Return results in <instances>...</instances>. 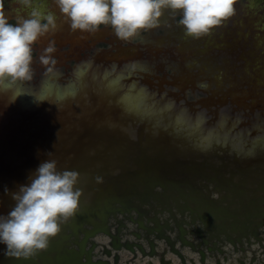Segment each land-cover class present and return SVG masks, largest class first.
<instances>
[{
    "label": "water",
    "instance_id": "1",
    "mask_svg": "<svg viewBox=\"0 0 264 264\" xmlns=\"http://www.w3.org/2000/svg\"><path fill=\"white\" fill-rule=\"evenodd\" d=\"M140 58L141 55H135L119 61V64ZM107 84L116 90L112 91L110 99L113 103L105 100L109 99L108 96L94 98L96 94L92 92V95L82 97L83 87L75 97L59 104L52 97L48 103L40 105L25 103L21 97L14 102L15 97L11 92H0V214H7L14 206L11 192L27 184L30 175L47 159H55L61 170L78 171L79 187L82 189L80 210L75 217L62 224L61 232L51 239L46 250H39L29 259H17L5 256V245L0 244V264H120L123 250L134 255L128 264H134L138 252L144 257L161 256L164 264L156 240L148 239L147 245L154 253L147 254L145 241L140 237L135 245L130 240L125 241L126 235H122L120 230L116 234L113 230L114 221H123L130 215L127 225H136V213L148 211L147 208L156 202L171 207L175 202L161 200L162 193L158 190L162 188L167 191V185L157 181L167 182L178 166L190 162L192 155L203 158L204 165H212V171L217 173L213 180L227 182L229 187L236 184L233 182L241 177L240 173L246 175L244 180H249L252 172L246 167L238 169L239 172L230 171L232 165L263 163V159H250L248 152L241 149H222L223 145L215 144L213 140L203 143L201 138H204V133L198 137L202 150L180 152L172 137L161 131L167 123L171 125V121L164 118L168 114H160L158 109L147 111L144 103L141 104L140 114L127 112L119 101L129 97L130 92H125L119 84ZM102 89L107 90L108 87ZM229 104L241 107L230 99L203 101V107L216 116L223 106ZM255 105L251 106L252 112ZM153 126L162 128L155 132ZM124 127L128 132L124 131ZM218 145L224 157L218 156L223 165L217 170L218 164L211 163L218 155V151H214ZM261 153L256 152L255 156H263ZM204 171L210 173V169ZM97 177H101V181H97ZM244 183L249 188L250 182ZM203 188L206 199L190 202L203 212L202 217H193V224L198 225L200 221L203 230L218 233L220 241L222 237H227L236 249L245 243L264 246V202L252 199L257 197L255 190L253 193L244 191L235 194L234 188H225L230 194H224L226 198L223 201V197L222 200L215 197V194H223L218 187L212 189L210 184L203 183ZM127 225H124L125 228ZM101 235L109 240L100 242L97 238ZM158 239L170 243L169 237ZM175 245L173 243L172 246ZM173 253L179 256L183 264H187L184 253L177 245ZM201 255L202 264H207V253L203 250ZM217 264H221V261L218 260Z\"/></svg>",
    "mask_w": 264,
    "mask_h": 264
},
{
    "label": "rangeland",
    "instance_id": "2",
    "mask_svg": "<svg viewBox=\"0 0 264 264\" xmlns=\"http://www.w3.org/2000/svg\"><path fill=\"white\" fill-rule=\"evenodd\" d=\"M0 3H2L3 10L12 23L18 22V17H28L34 8L42 13L50 11L56 15V30H54V32L50 31L41 37L34 45V50L39 51L40 57L49 43L54 41L56 51L52 55L57 59V71L63 73V69L60 67L63 65L61 61L63 59L67 61L70 59L72 61L78 54L76 51L72 50L70 52L71 57L64 58L65 52L63 49L77 40L81 30L74 31L70 26V22L64 20L65 18L63 14L60 13L55 0H31L29 4L23 3L22 0H0ZM235 7L236 12L232 17L223 22L222 25L198 38L189 36L185 33L184 26L179 22L182 15L180 12L165 8L160 18V25L148 30H152L157 34L166 33L163 37H159L155 40L156 46L149 45L148 48L155 52L160 49L157 45L169 41L170 44H173V52L180 67L182 82L189 84L194 83L196 79L202 75L203 87L208 86L211 88L214 98L218 100L230 99L241 105V107H239L235 104L234 106L236 108L234 107V109L231 104L223 106L219 110V115L216 119H213L211 116L213 114L205 107L198 113H193L188 106H182L174 112L170 111V115L164 118L168 121H173L174 116L179 119L184 116H192L194 117V123L203 121V128L206 131L204 133V138L207 137L204 139L201 135L203 143L206 144L210 140H213V138L215 139L217 137L220 139L222 137V139H224V144L226 140L229 139L234 142L232 144L240 148L245 145L255 146L261 143L264 145V0H236ZM101 27V29L95 32L84 31V33L79 36L80 41H83L80 42L78 39V42H75V44L78 43V45L81 46V44H85L84 41L90 40L98 41L96 43L97 45L111 42L112 40L118 44L125 41L116 36L110 25ZM148 30H142L136 37L132 38V41H141L144 32ZM135 55H137V47L135 45H118L114 53H111L108 57L110 60L122 61ZM88 62L86 58H80L76 66L81 70H85L88 66ZM109 63L112 66L116 65L113 61ZM102 64L103 61L97 62L96 66ZM107 70L109 69L105 67L102 72ZM128 77L129 75L122 70L114 79L121 81V79L124 80V78ZM124 81L128 82L129 88L133 87L134 81ZM67 84L65 82L59 83L61 87H66L68 86ZM23 87L25 88V85H23ZM117 87H119V85ZM139 88L146 93L140 91L136 94H130V96L142 98V103L147 102L144 104V109L147 111L153 112L157 110L159 106L160 111L162 110L159 113L165 114L168 112L163 111V106L168 107L171 105V107H173L179 104V102L176 103V100L172 96L166 95V89H163L160 94L158 89L153 90L145 83H139ZM112 91L116 92V90L110 87L103 78L92 75L88 87H85L82 91V97H88L93 93V95L96 94L94 98L99 99L98 97L100 96H108L109 99L107 98L105 100L109 103H113L112 100H110L113 96ZM147 93L154 97V101L152 99L144 100ZM196 94H199V92ZM257 101L258 104H256ZM181 103L184 102L181 101ZM253 105H255V108L252 112L251 106ZM153 128L156 132L162 127L157 129V127L153 126ZM161 131L172 137V141L178 145L179 151L182 153L203 149L200 148V144L198 143V136H200L198 131L200 130L197 128H192V131L188 134H180L176 131L175 122H172L171 125L167 123V126L162 128ZM215 196H217V194ZM199 224H201L200 221ZM129 226L131 229H138V224L129 223ZM195 239L199 240V237L196 236ZM98 240L100 242H107L109 238L105 235H101L98 237ZM156 241L159 243V250L164 251V249L168 247L166 240L160 241V239H157ZM144 244L148 248L147 242H144ZM178 246L181 248L180 244H178ZM224 246L227 251L232 253V257L231 255L228 256L227 261H225L224 255L217 251L216 253L208 254L207 264H217L218 257L221 259L222 264H231V260H233L235 264H242L238 262V259L242 256L243 252L241 250L236 251L231 243H226ZM204 249L208 252V247ZM253 249L258 258L255 264H263L264 254L261 253L262 250L260 245H253ZM182 251L186 257L187 264H202L201 256L198 252L188 247H185ZM138 254V258L134 264H163L161 262V256L150 257L147 255L144 257L140 252H138ZM247 255V259L251 261L253 252L248 249ZM133 256L134 255L130 251L123 250L121 252L120 264H128V261H130ZM168 259H170V263L165 261L164 264H183L179 256L170 249L165 255V260ZM250 261H247V264Z\"/></svg>",
    "mask_w": 264,
    "mask_h": 264
},
{
    "label": "clouds",
    "instance_id": "3",
    "mask_svg": "<svg viewBox=\"0 0 264 264\" xmlns=\"http://www.w3.org/2000/svg\"><path fill=\"white\" fill-rule=\"evenodd\" d=\"M22 2L29 4L31 0ZM55 3L74 31L95 32L110 25L116 36L125 41L142 30L158 27L165 8L180 12L179 22L185 33L196 38L222 25L236 12V0H55ZM56 28L54 13H42L35 8L28 17H18V22L12 23L0 3V92H11L14 102L25 95H30L36 105L50 100L53 93L49 81L57 75V59L52 55L56 51L54 41L39 57L48 80L34 94L27 93L23 85L34 78V45ZM64 95L56 94V100H62ZM101 179L97 177V181ZM79 182L78 171L61 170L55 159L42 161L29 182L11 192L14 206L7 214H0L4 255L29 259L39 250H46L51 239L61 232L62 224L80 210Z\"/></svg>",
    "mask_w": 264,
    "mask_h": 264
},
{
    "label": "flooded vegetation",
    "instance_id": "4",
    "mask_svg": "<svg viewBox=\"0 0 264 264\" xmlns=\"http://www.w3.org/2000/svg\"><path fill=\"white\" fill-rule=\"evenodd\" d=\"M151 31H145L141 41H132L131 39L128 41H122L120 42V44H118L117 42L112 40L111 42L100 43L97 45L96 43L98 41L90 40L87 42L84 41L85 44H81V46H79L78 43L75 44V42H78V40H75L74 43H70L67 48L63 49L65 52L64 58H70V52L72 50L76 51L78 54L72 61L70 59L68 61L64 59L61 61L63 65L60 67L63 69V73H59V71H57V75L51 81H49V87L52 89L53 93L51 97L55 99L57 104L61 103L62 101L70 100L72 97H75L76 93L79 92L82 87V89L88 87L93 75L99 78H103L107 83L110 82L121 85L120 87L124 88L125 92H130L129 94H136L137 92L142 91L139 88V83H145L153 90L158 89V92L160 94L163 89H166V95L172 96L176 100V103L179 102V104H177L178 106H163V111H167L168 113L166 114L168 115H170V111L174 112L175 110L180 109V107L182 106H188L189 109L193 111V113H198L203 108V101L207 103L209 101H212V99L218 100L213 97L211 88H209L208 86L203 87L204 83L202 75H200L194 83L189 84L182 82L183 80H181L180 76V67L173 52L172 43L170 44L169 41H166L161 45H157L160 49L155 52L148 48L149 45L156 46L155 40L159 37H163V35H165L166 33L164 32L162 34H157ZM83 33L84 31L81 30L80 34ZM118 45H135L137 47V55H141L142 58L136 61L128 62L126 64L123 63L122 65L119 64V61L117 62L116 60H110L108 56L111 53H114L116 48H118ZM89 46L92 47L89 49ZM33 57V67L35 70L34 78L32 81L27 82L24 88V90L29 94L38 93L44 82L48 80V78L44 76V66L39 62L38 59L39 51L34 50ZM80 58H86L89 61L88 66L85 70H81L76 66ZM101 61H103V64L96 66V63ZM109 61L115 62L116 65L112 66ZM105 67H107V69L109 70L102 72ZM56 68H58V66H56ZM77 69L80 70V74H77ZM122 70L127 75H129V77L124 78V80L134 81L135 87L129 88L127 84L128 82H125L122 79L121 81L114 79ZM61 82H65L66 84L68 83V86L61 87L59 85V83ZM142 92L146 93L145 91ZM197 92H199V94H196ZM65 93L66 95H64V98L62 100H56V94ZM148 95L149 94L147 93V96L146 98H144V100L152 99L154 101V97ZM21 99L25 103H33L30 95L22 96ZM181 101H183L184 103H181ZM234 107L235 106L232 105L233 109ZM158 110H160L159 106ZM209 112L212 113L211 111ZM212 114L213 115L211 116L213 117V119H216L217 116L214 113ZM170 121L171 123L175 122V124L178 125V128L176 130L180 134H188L192 131V128H197L198 130H200L198 131V133H200V136L206 132L203 128V121L194 123V117L192 116H184L180 119L174 116L173 121ZM127 130L126 127H124V131L128 132ZM146 133L149 132L146 131ZM156 136L159 137L158 135ZM213 143L223 145L222 149L227 150L229 147H234L233 149L235 150L241 149L244 152H248L247 154L250 155V159L255 161H257L258 159H263V163H260V165H257L259 163H254L250 166H244L240 164L232 165V170L230 168V171H238V169L246 167L249 171L251 169L252 172L249 180H244L246 175L240 173L239 176L241 177L236 180L237 182H233L236 184L230 185V187H232V190L234 188L235 194L244 191L247 193H253L252 191L255 190L254 195L257 194V197H254L252 199L264 202L261 200V198L264 199V155L261 157L255 156V153L259 151H262V153L264 154V145L261 143L260 145H245L238 148V146L232 144L234 142L232 140L230 141L229 139L227 140V143L224 144L222 142V137L220 139H218L217 137L215 139L213 138ZM219 145L215 146L216 148L212 147L215 148V152L218 151L217 157H214L215 161L211 163L213 165L214 162L218 164L217 170L223 165V162L219 161L218 156L224 157L223 152L218 150ZM189 159L190 162H188V164H182L178 166L176 172H172L171 175L169 173L170 177L167 182L159 180L157 181L158 183L162 182L167 185V191L162 188H159L158 190H160L162 193L161 200H170L171 202H175L171 206L173 207V209H171V207L168 205H163L156 202L155 205H152L150 207L147 206L148 211H140V216L139 213H136L138 215L136 216V218H138L136 219L138 222V229H131L130 226L127 225L126 222L131 219V216L127 215V218L123 219V221L122 219L120 221H114L113 230L116 234L117 230H120L122 235H126L125 238L127 240L125 241L130 240L132 242V245H135L134 243L139 241L138 237L142 238V240L147 243H149L148 239L157 240L158 238L164 239L166 237H169L170 243H168V247L165 248L164 251H161L157 248L159 253L162 254L164 260L168 250L170 249L171 251H174L176 245L177 247H179L178 244L181 245V248L179 247L181 251L185 247L191 248L193 251L200 254L201 259V252H203V250L205 251V247H208V252L205 251L207 255L219 251L222 255H224V259H228V256L231 255L232 257V253L224 248V245L226 243H229L228 238L222 237L223 240L220 241L217 238V236H219L218 233H210L208 231L209 229L203 230V224H193V217H202L203 212L199 211L198 207L196 208V206L194 204H191L190 202H192L193 200L203 201V199H206L205 196L207 194L203 188V183L210 184L212 189H216L217 187L218 189H221L223 194L220 196L217 194V196L215 197L217 200H222L223 197V201L224 198H226L224 194H230V192L225 191V188L230 187L227 182H216L213 180V178L216 177L217 173H214L212 171V165H209L208 163L204 165L205 163H203V158L199 159L197 158V155H192L191 157H189ZM208 169H210V171H208ZM204 170H207L210 173L206 174ZM204 177L212 181L207 182ZM245 181L250 182L249 188L245 187ZM161 212L164 213L161 214ZM124 225H127V227L125 228ZM196 236L199 237V240L195 239ZM173 243L176 244L175 247L172 246ZM253 245L245 243L243 246L238 245L237 249L235 248L236 251L241 250L243 252L242 256L239 257L238 262L247 264V261H250V259H247L248 249L253 252L252 259L248 264H255L257 262L258 258L255 250L253 249ZM260 247L262 250L261 253L264 254V246L260 245ZM149 253H154V251H152L148 245L147 254ZM218 260L221 261L219 257L217 258V262ZM165 261L170 263V259ZM231 264H235L233 260H231Z\"/></svg>",
    "mask_w": 264,
    "mask_h": 264
},
{
    "label": "snow or ice",
    "instance_id": "5",
    "mask_svg": "<svg viewBox=\"0 0 264 264\" xmlns=\"http://www.w3.org/2000/svg\"><path fill=\"white\" fill-rule=\"evenodd\" d=\"M142 98L139 97H123L119 101L125 107V110L130 113L140 114Z\"/></svg>",
    "mask_w": 264,
    "mask_h": 264
},
{
    "label": "bare ground",
    "instance_id": "6",
    "mask_svg": "<svg viewBox=\"0 0 264 264\" xmlns=\"http://www.w3.org/2000/svg\"><path fill=\"white\" fill-rule=\"evenodd\" d=\"M58 14V13H57ZM63 17H64V15H63ZM65 20V19H64ZM64 25H65V23H64ZM70 28V27H69ZM60 29V28H59ZM67 29V28H66ZM59 31V30H58ZM68 31H69V29H68ZM54 32V31H53ZM60 35V34H59ZM46 37V36H45ZM60 37V36H59ZM79 37V36H78ZM90 38V37H89ZM59 40V39H58ZM78 40V39H77ZM71 41V40H70ZM80 41V40H79ZM81 42V41H80ZM87 45V44H86ZM41 46V45H40ZM43 48V47H42ZM118 86V85H117ZM170 133V132H169Z\"/></svg>",
    "mask_w": 264,
    "mask_h": 264
}]
</instances>
